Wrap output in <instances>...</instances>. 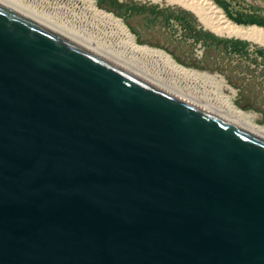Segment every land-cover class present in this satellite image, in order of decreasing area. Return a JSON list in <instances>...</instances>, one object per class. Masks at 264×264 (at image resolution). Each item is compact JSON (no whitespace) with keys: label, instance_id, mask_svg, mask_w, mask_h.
Here are the masks:
<instances>
[{"label":"water","instance_id":"1","mask_svg":"<svg viewBox=\"0 0 264 264\" xmlns=\"http://www.w3.org/2000/svg\"><path fill=\"white\" fill-rule=\"evenodd\" d=\"M0 264H264V142L0 5Z\"/></svg>","mask_w":264,"mask_h":264},{"label":"rangeland","instance_id":"2","mask_svg":"<svg viewBox=\"0 0 264 264\" xmlns=\"http://www.w3.org/2000/svg\"><path fill=\"white\" fill-rule=\"evenodd\" d=\"M61 1L44 0L43 5L72 29H77L84 36L89 35L121 58L132 59L139 64L147 61L156 71L154 61H145L143 56H137L121 38L87 22L81 15V18L75 15L72 9L63 7ZM93 1L98 9L123 21L135 45L162 50L182 67L195 71V75L181 77L189 86L194 87L198 82L203 87L202 92L213 93L219 106L229 99L234 107L253 115L250 118L252 123L264 126L263 43L218 35L204 22V14L173 0ZM213 1L231 20L264 27V0ZM200 89L190 88L192 91Z\"/></svg>","mask_w":264,"mask_h":264},{"label":"bare ground","instance_id":"3","mask_svg":"<svg viewBox=\"0 0 264 264\" xmlns=\"http://www.w3.org/2000/svg\"><path fill=\"white\" fill-rule=\"evenodd\" d=\"M173 1L182 3L193 11L204 14L206 20L203 19L204 22H206V25L218 35L238 37L264 44V27L256 24H239L231 20L213 0ZM43 2L44 0H0V5L86 49L156 89L191 104L247 135L264 142V126L252 123L250 118H252L253 115L251 113L237 109L229 99H226L224 104L220 103L222 106H219L215 102L213 93H206L204 90L202 92L203 87L197 84L198 82H195L194 87L189 86L181 77L195 75L197 74L195 71L186 69L184 66L182 67L176 63L169 54L162 50L138 47L135 45L134 38L123 21L112 13H107L104 10L98 9L94 5L93 0H62L61 2L63 7L72 9L75 15H81L87 22L100 27L104 31L111 32L113 36L116 35L121 38L137 56H143L145 61H154L156 64H154L156 66V71L152 66L146 63L147 61L139 64L140 62L135 63L132 59L130 60L125 57L121 58L117 55L118 53L115 54V52L113 53L106 49L104 46L100 45L101 43L88 37L89 35L84 36V34H81L82 32L80 31L79 33L77 29H72L66 21L55 16L50 8L43 5ZM146 64H148V66ZM157 69L159 72H157ZM171 75L175 77L173 78ZM200 87L202 88L200 89ZM190 88L200 89L201 92L200 90L192 91Z\"/></svg>","mask_w":264,"mask_h":264}]
</instances>
